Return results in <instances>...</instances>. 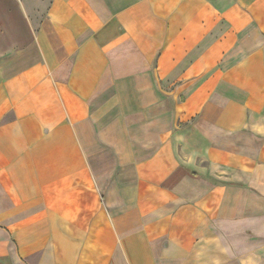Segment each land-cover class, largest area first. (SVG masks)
<instances>
[{"label":"crops","instance_id":"0c3cea01","mask_svg":"<svg viewBox=\"0 0 264 264\" xmlns=\"http://www.w3.org/2000/svg\"><path fill=\"white\" fill-rule=\"evenodd\" d=\"M0 264H264V0H0Z\"/></svg>","mask_w":264,"mask_h":264}]
</instances>
